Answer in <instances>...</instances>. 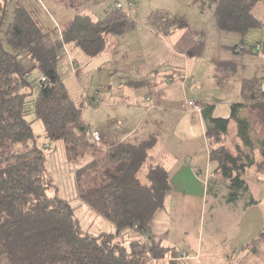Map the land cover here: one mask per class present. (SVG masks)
<instances>
[{"label": "trees", "instance_id": "obj_1", "mask_svg": "<svg viewBox=\"0 0 264 264\" xmlns=\"http://www.w3.org/2000/svg\"><path fill=\"white\" fill-rule=\"evenodd\" d=\"M8 3L0 0V264H151L152 256L160 264H187L178 259L181 250L152 239L151 223L171 191L169 171L152 161L159 138L116 140L110 145L96 141L83 119L85 100L72 97L59 71V51L66 44L99 56L110 35L131 31L136 21L120 6L108 10L104 18L77 13L61 31L46 30L31 10L23 5L8 10ZM253 7L250 0H220L215 9L219 29L245 35L260 27ZM9 14L12 19L7 23ZM148 16L149 24L163 35L188 26L182 16L165 10ZM253 48L264 52V42ZM23 58L34 61L40 78L24 72ZM236 67L235 62L222 61L213 68L219 88L231 80ZM263 85L264 78H245L240 87L243 102L231 105L230 117L216 116L214 104L202 108L212 164L207 192L214 196L212 187L219 175L228 191L222 196L226 203L236 204L247 196L246 206L258 203L243 177L250 166L259 168L264 187V137L255 129V116L264 122ZM30 105L44 125L50 143L45 148L61 140L69 160L90 156L76 170L79 197L111 221L116 233L93 236L82 231L69 202L48 195L52 179L46 154L26 118ZM231 119L240 140L236 151L225 145Z\"/></svg>", "mask_w": 264, "mask_h": 264}, {"label": "rangeland", "instance_id": "obj_2", "mask_svg": "<svg viewBox=\"0 0 264 264\" xmlns=\"http://www.w3.org/2000/svg\"><path fill=\"white\" fill-rule=\"evenodd\" d=\"M250 1L254 4L253 11L261 22V26L250 30L245 35L238 34L234 31L230 32L219 29L216 23L215 9L220 4V0H9L8 10H13L18 5H23L28 10H31L35 19L38 20L44 29L51 30L54 27H58L59 31H61L60 28H64L77 13L88 12L96 19L104 18L108 10L122 6L123 10L136 21L135 26L140 28L141 35H145L149 31L146 30V25L149 24L148 15L153 13V11L165 10L172 14H178L185 19L188 25L186 29L191 32V36L197 41V45L204 44L203 46L206 52L205 59L207 58L206 64H209L213 60H218L216 61L217 63L220 61L235 62L237 64V72L223 88H218L214 80L210 79L211 73L206 72L208 69L200 68V78H198V81L203 77L212 80V83L209 80L208 82L210 83H206L201 90L197 86L192 85L191 81H187L182 85L178 77L172 82L171 76H166L165 72H163L156 78V86H140L137 93H144L146 91L152 94L154 96L153 104H155V101L159 97V99L165 98L166 103L171 102L173 106L177 107L180 106V98L185 94L189 99L199 100L200 102L198 101V103L201 106L203 104L206 106L214 104L216 106L214 114L218 117L225 118L230 117V107L232 104H235V102H243L240 87L245 78H253L256 76L264 78V52L262 50L257 52V49L253 48V45L256 43L264 42V0ZM119 4L120 6H118ZM11 19L9 14L6 22L8 23ZM194 31L198 32V35L192 33ZM138 36L140 34L134 31L129 36L114 37V40L119 42V44L117 45L113 41L115 45L112 43L110 48L111 52L108 55H105L106 52H102L99 54V57L87 55L78 46H73L71 53L68 47L59 51L58 64L60 74L66 86L69 87L72 97L76 100H85L83 119L87 122L94 119L99 121L97 115L101 113L102 107L108 104L105 99H95L93 101L92 97L100 93H108L109 87L107 84L111 72L115 75L114 81L116 85L122 87L125 86V80L122 77V73L116 72L120 69V66L125 65V67H122V70H126L125 73H127V76L133 80L139 76L140 72L138 71L137 73V69L140 63L144 64L146 62L147 67L148 60H151L150 63L155 62L157 58L156 54L149 53V51H146V47L135 43L141 40ZM150 39L153 40L154 38L150 37ZM158 49L160 53L164 50L162 46H158ZM252 49L253 51L251 52L250 50ZM200 51V47L197 46L194 52L197 53ZM65 61H67V64L69 62L70 65L68 64V66L70 68L73 67L72 65L76 61H78V64L70 71L68 70V66H65ZM21 65L25 73L32 74L33 78H40L38 66L35 65L33 60L23 58ZM128 86L125 87L126 92L130 90ZM163 86H167L168 88L166 93H164ZM36 93L37 88L35 87L33 99ZM98 101L101 103V108L97 106ZM149 106L151 107L152 105L150 104ZM30 110L26 118L31 122L33 132L36 135V143L46 154L45 166L49 177L52 179V185L49 187L48 195L52 196L57 194L69 202L75 211L76 218L80 221L82 231L88 232L93 236H99L101 233L106 232L116 233V227L111 221L97 214L79 197L76 170L86 163L90 159V156L79 160H69L65 143L61 140L53 142L51 147L45 148V145L50 143L45 138L44 125L36 117L32 105H30ZM154 110H149V112L151 111L153 113ZM134 113L132 112L133 116L129 117L135 119ZM153 115H155V112ZM111 116L112 113L111 115L109 113L106 118L109 119ZM253 116H255V113H253ZM128 118L126 119L128 120ZM133 118H129V125L128 123H124L120 129L126 131L128 130L126 128L127 126L132 127L135 125L136 120L134 121ZM110 121L112 122V118ZM145 123L146 121L140 125V128ZM255 123L258 137H264L263 120L255 116ZM229 124L228 137L226 138L225 145L230 147L231 150L236 151L237 142H240L236 135L237 124L233 119H231ZM137 128L139 129V126ZM115 133L113 132V134ZM137 139H134L135 143L143 141V136L141 135ZM255 157H257V162L262 160L259 150H256ZM258 170L259 168L256 165L250 166L243 176L249 184L251 196L259 201L258 205L253 206H245L249 200L248 196L240 199L236 204L226 203L222 198L223 195L228 193L225 184L219 175L216 176L217 178L214 177L216 178L215 181H217L213 183L212 187V192L215 197L210 195L206 200L202 213L203 228L200 238L196 239V244L199 242V248H201L200 256L197 259H193L196 264H203L208 259L210 251L213 252L211 259H214L216 264H239L238 255L240 252L236 253L233 257L234 259L224 258L222 253L229 249V242L231 240L233 241L235 239L237 245L236 232L239 231L240 227L243 231L241 236H239L238 243L241 244L242 241L246 239L252 240V238L256 239V241L264 240V225L258 221V219H264V187L259 182ZM209 179L210 177H208V181ZM248 209L250 210L248 211ZM244 212L247 213L246 216H243ZM242 218L244 222H241ZM246 220L247 222H245ZM119 240L122 241V238L120 237ZM214 242L217 245H213L212 250H209L207 248L208 244ZM255 243L253 242V244ZM243 256L242 254V257H240L241 260L244 259ZM167 260H170V257Z\"/></svg>", "mask_w": 264, "mask_h": 264}, {"label": "crops", "instance_id": "obj_3", "mask_svg": "<svg viewBox=\"0 0 264 264\" xmlns=\"http://www.w3.org/2000/svg\"><path fill=\"white\" fill-rule=\"evenodd\" d=\"M146 28L149 31L145 35H141L142 32L138 26H135L131 31H137L140 34L138 37L141 40L135 43L146 47V51H149V53L157 55L155 62L150 63L151 60H148L150 65L147 62V67L146 62L144 64L140 63L137 69V73L138 71L140 72L139 76L133 80L127 76L126 70H122L125 65L120 66V69L116 72L122 73V77L125 80V86L122 87L116 85L114 81L115 75L111 72L107 84L109 87L108 93L102 94L99 92L100 94L92 97L93 101L95 99H105L108 104L102 107L101 113L97 115L99 121L94 119L86 122L89 125L94 124L101 131V141L108 145L113 144L116 140L134 142V139L136 140L141 135L143 136V141H146L151 136L159 138L158 143L152 149V161L156 164L161 163L169 171L171 191L165 204L166 206L155 214L151 223L152 239L160 246H175L181 252L187 251L188 257L185 262L187 264H196L193 259H197L200 256L201 249L199 248V242L196 244V239H199L201 235L203 228L202 213L206 200L210 196L207 192L206 180L212 171V164L209 158L210 148L208 147L203 115L194 112L192 109L190 110L187 102L194 99L187 98L185 94L180 98V106L177 107L173 106L171 102H168L169 104L166 103L165 98L159 99V97L153 104L154 96L152 94L146 91L138 94L137 90L140 86H156L157 82L155 80L163 72H165L166 76H171L172 82L178 77L182 85L187 81H191L192 85L197 86L201 90L206 83H210L208 82L210 79L214 80L213 68L221 61L217 63L216 61L218 60H213L206 64L207 58L205 59L204 44L197 45V41L193 39L188 29H177L163 35L150 24H147ZM129 32L109 36V42L103 53L106 52L105 55H108L111 52L112 43L114 45L115 42L117 45L119 44V42L114 40V37L129 36V34L133 33ZM192 33L198 35L196 31ZM150 37L154 39L151 40ZM73 46V44H66L65 47H68L71 53ZM158 46H162L164 49L161 53ZM197 46L200 47L201 51L195 53ZM68 59L70 58L68 57ZM77 62L71 65L73 67L77 66ZM68 64L65 61V66H68ZM73 67L70 68L68 66V70L72 71ZM200 68L208 69L206 72L211 73L209 80L203 77L198 81ZM212 80H210L211 83ZM214 82L217 85L216 80ZM126 86H128V89L130 88L128 92H126ZM163 87L164 93H166L168 88L167 86ZM144 94L145 96L142 97ZM198 101L196 102L198 103ZM150 104L152 105L151 107L149 106ZM199 105L201 106V104ZM97 106L101 108L100 101ZM205 106L203 104L201 107ZM148 109H155V115H153L154 112L151 113ZM132 112H135V119L129 117L133 116ZM109 113L110 115L112 113V122L110 121L111 118H106ZM128 117L133 118L134 121L136 120V123L132 127L127 126L128 130L124 131L120 128L124 123L129 122ZM114 120L115 122L117 120L116 124L113 122ZM145 121L146 123L140 128V125ZM138 126L139 129L137 128ZM113 132L116 133L113 134ZM258 204L259 201L254 205ZM245 212L243 216L247 215ZM258 221L264 225L263 218L262 220L258 219ZM241 222H244L243 218ZM242 231L243 229L240 227L239 231L236 232L237 245L235 239L231 240L229 249L223 252L222 256L227 259H234L233 257L236 253L240 252L238 255L239 264H264V240L256 241V239L252 238V240L246 239L240 244L238 240ZM253 242L256 243L253 244ZM213 245L217 244L215 242L210 243L207 248L212 250ZM212 254L213 252L210 251L208 259L203 264H216L215 260L211 259ZM242 254L244 259L241 260Z\"/></svg>", "mask_w": 264, "mask_h": 264}, {"label": "built area", "instance_id": "obj_4", "mask_svg": "<svg viewBox=\"0 0 264 264\" xmlns=\"http://www.w3.org/2000/svg\"><path fill=\"white\" fill-rule=\"evenodd\" d=\"M120 6V4L118 5ZM99 103V101H98ZM188 106L190 108V110L192 109L194 112L197 113H201L202 112V108L199 103H197L194 100H190L188 103ZM89 130L90 133L92 135V137L96 140V141H100L101 139V132L100 130H98L93 124L89 125ZM155 242V241H154ZM188 257V252L183 251L180 255V257H178V259L185 261V259ZM148 262H150L151 264H160V261L157 258L149 257Z\"/></svg>", "mask_w": 264, "mask_h": 264}, {"label": "water", "instance_id": "obj_5", "mask_svg": "<svg viewBox=\"0 0 264 264\" xmlns=\"http://www.w3.org/2000/svg\"><path fill=\"white\" fill-rule=\"evenodd\" d=\"M7 2V1H6Z\"/></svg>", "mask_w": 264, "mask_h": 264}]
</instances>
